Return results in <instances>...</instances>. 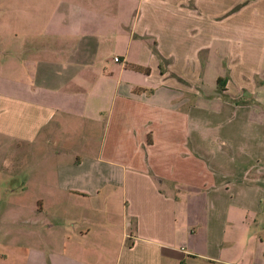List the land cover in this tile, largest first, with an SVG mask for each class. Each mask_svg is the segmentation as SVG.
I'll use <instances>...</instances> for the list:
<instances>
[{"label":"crops","instance_id":"crops-1","mask_svg":"<svg viewBox=\"0 0 264 264\" xmlns=\"http://www.w3.org/2000/svg\"><path fill=\"white\" fill-rule=\"evenodd\" d=\"M44 19V0H0V165L14 170L46 147L39 182L14 189L20 203L53 212L46 247L20 259L264 264V110L199 94L188 105L187 84L171 75L192 79L195 65L212 92L226 77L223 93L257 97L264 83L249 78L264 70V0H57ZM155 47L171 60L163 73ZM14 189L0 182L1 222ZM62 197L88 205L68 244L54 238Z\"/></svg>","mask_w":264,"mask_h":264},{"label":"rangeland","instance_id":"rangeland-1","mask_svg":"<svg viewBox=\"0 0 264 264\" xmlns=\"http://www.w3.org/2000/svg\"><path fill=\"white\" fill-rule=\"evenodd\" d=\"M32 2V0H29ZM79 1V0H78ZM81 1V0H80ZM95 1V0H93ZM57 0H44V12H45V19L44 23L46 24L48 22L49 16L53 10V8L56 7ZM88 0H86V3ZM47 14V15H46ZM175 46V45H174ZM113 46L109 47V44H105L102 46L103 50H109L111 51ZM166 48H173V50H179V47H173L172 45L166 46ZM136 48H133L132 51L134 52ZM158 49L155 47V52L157 55V58L159 60V69L161 73H163L165 70H168L169 65L171 64L170 59L164 58L158 51ZM132 52V55H133ZM138 55V53H137ZM141 59L146 58V54H140ZM199 64L201 65V71L199 77L203 78V68L205 66L203 59L205 58V50H201L199 52ZM120 58L117 57L115 60H119ZM194 66V71L192 72L194 74V77L188 78L186 80L180 79L176 74L173 72L171 73L172 77H176V81H180L182 84H187L188 86V105L193 104L196 99L197 95L203 96V98H216L219 97L223 101H229L231 103H240V104H251V105H257L260 110H264V89L260 88L257 90L259 92L255 97L254 93H249L247 90H243L240 94L230 95L229 93H223L222 91H219V88L217 87V91L214 89H210L209 84L205 83L208 79V77H204L202 80H199L196 76V68ZM223 66H227L226 63H223ZM192 68V65L189 66ZM193 70V68H192ZM229 69L226 71L225 74H229ZM205 74V73H204ZM206 78V79H205ZM252 81L257 85L261 86L264 83V70L255 73L252 75ZM199 80V81H198ZM198 82V86L201 89L204 88V91L206 93H202L201 89L197 92L195 89H193L195 84ZM208 82V80L206 81ZM200 83V85H199ZM238 82L232 80L231 82V90H234L233 88L237 87ZM212 92V93H211ZM260 106V107H259ZM64 136V135H63ZM85 134H83V137ZM61 146V145H60ZM29 154V153H26ZM48 155V149L46 147L43 148V152L41 155H34L31 158H29L27 161L28 163L24 161L17 162L15 164V169L13 167H8V170H6V167H3L2 164L0 165V168L5 172L3 176H0L1 183L6 184H12L13 189L17 188L19 185H34L36 182H39V179H37L36 175L34 174V170L36 167L40 166H46V159ZM19 161V158L17 159ZM0 161H2V155H0ZM45 162V163H44ZM44 163V164H43ZM7 171H9L7 173ZM47 174L43 175V180L46 181ZM13 190V199L12 205L10 208L11 214L4 216L5 220L4 222H1L0 218V264H25L24 260H26L30 255L32 254V250L37 249L38 246L41 248L46 247V239L47 235L50 234L47 231V223L48 220H51V215L53 212L50 210V212H45L40 214L36 207L29 206L30 202L26 200L25 202H19L17 199V196H19L20 190L15 191ZM12 192V191H10ZM7 194H5L6 196ZM29 197V196H28ZM27 197V198H28ZM120 197L116 194H112L108 199L111 203H113L112 213H110L109 216V223L112 227V231L114 234H111L112 239L120 241L121 239V203H120ZM63 199V200H62ZM60 206L58 207L57 214H54V220L55 223H59L60 228L57 229L58 234L54 236L55 239H58V241H62L65 243H71L74 237H80L81 234L79 231L82 229L81 226L85 222H88L89 219L85 215V211L88 208L87 203H82L80 205L74 206L72 203L68 202L65 198L62 197ZM5 198H2L0 201V204H4ZM8 200V198H7ZM18 204V206H16ZM38 205V202H37ZM39 206V205H38ZM98 209L100 210V214L104 216L106 211H104L105 207L103 206V203L99 201ZM43 218V223H40V218ZM52 223V222H51ZM37 228H44V233L40 234V230L38 231ZM6 230H9V234H6ZM56 233V232H55ZM66 235V237H65ZM49 238V237H48ZM82 239L84 237L82 236ZM22 242V246L28 247L27 250H20L19 247H17V244ZM77 241H74L72 244H76ZM59 248H61L59 246ZM21 251V253H19ZM25 251H27L28 255H24ZM24 256V260L22 261L20 259L21 256Z\"/></svg>","mask_w":264,"mask_h":264},{"label":"trees","instance_id":"trees-1","mask_svg":"<svg viewBox=\"0 0 264 264\" xmlns=\"http://www.w3.org/2000/svg\"><path fill=\"white\" fill-rule=\"evenodd\" d=\"M240 5H238L236 8H238ZM227 78L226 77H218L217 78V87L219 88V91H223L225 89Z\"/></svg>","mask_w":264,"mask_h":264},{"label":"built area","instance_id":"built-area-1","mask_svg":"<svg viewBox=\"0 0 264 264\" xmlns=\"http://www.w3.org/2000/svg\"><path fill=\"white\" fill-rule=\"evenodd\" d=\"M117 59V58H116Z\"/></svg>","mask_w":264,"mask_h":264}]
</instances>
